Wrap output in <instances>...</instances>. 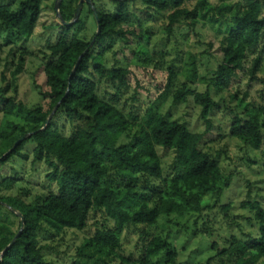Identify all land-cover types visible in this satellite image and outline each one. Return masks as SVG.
<instances>
[{
	"label": "trees",
	"instance_id": "16d2710c",
	"mask_svg": "<svg viewBox=\"0 0 264 264\" xmlns=\"http://www.w3.org/2000/svg\"><path fill=\"white\" fill-rule=\"evenodd\" d=\"M45 1L54 0H19L15 10L8 5L0 6V27L14 32L17 41L27 42ZM78 1L61 0L58 12L65 22L73 19ZM97 1L91 0L100 32L91 46L96 32L89 41L70 38V31L82 22L79 17L72 26H61L56 43L48 47L50 59L42 67L46 93H39L41 102L48 101L47 109L40 103L28 105L18 99L15 83L28 56L22 48L15 49L18 58L12 79L0 89V114L18 115L23 120L20 126L0 128V165L14 158L26 161L27 156L22 152L31 143L33 162L46 165L45 179L55 187L54 192L31 203L0 195V264H50L44 257L39 231L45 230L53 236L66 230L81 231L98 214L109 219L112 225L98 223L93 234L75 249L71 264H156L152 258L161 252L166 254L165 263L173 264L174 248L158 236L143 245L139 259H125L120 254L122 231L128 226H154L160 217L198 214L204 208L207 195L219 198L230 186V177L223 179L218 162L199 149L202 134L193 133L184 124L169 121L151 110L138 122L137 117L125 115L119 108L118 101L129 87V71L121 67L107 70L105 55L118 37L125 36L123 29L131 22L133 0H107L113 6L111 12L99 9ZM138 1L146 12H167L166 35H171L176 26L195 30L200 22L225 25L219 42L221 60L208 81L215 94L231 89L249 53L258 52L248 71L250 80L259 71L264 55V0H240L215 6L209 0H193L195 4L190 9L185 5L189 0ZM83 7L87 8L96 28L90 6ZM142 61L147 63L148 58ZM186 73L190 79L195 77L194 60ZM102 78L114 90L108 101L98 93ZM172 78L169 72L161 97L170 91ZM10 89L14 92L12 96L7 95ZM188 97L200 107L199 117L208 131L210 116L217 108L212 93L209 90L193 92L182 85L172 95L178 103ZM56 106L53 117L45 124ZM238 107L243 115L233 118L229 136L258 149L264 128V105L248 104L243 98ZM58 116L77 123L69 137L56 127ZM24 135L29 137L6 155ZM122 136L130 137V141L121 143ZM159 148L174 152L170 176L163 175ZM15 184L12 177L0 179V190L12 189ZM249 206L260 225L258 236L247 243L231 238L228 248L216 250L213 260L217 264H256L264 260V211L258 203ZM17 213L24 225L17 239L3 252L20 229Z\"/></svg>",
	"mask_w": 264,
	"mask_h": 264
},
{
	"label": "rangeland",
	"instance_id": "374dc122",
	"mask_svg": "<svg viewBox=\"0 0 264 264\" xmlns=\"http://www.w3.org/2000/svg\"><path fill=\"white\" fill-rule=\"evenodd\" d=\"M238 1L209 0L214 6L220 3L230 5ZM18 2L0 0V6L8 5L15 10ZM54 2H43L40 18L27 42L17 41L14 32L0 27V89L12 79L11 73L15 70L18 58L15 49L22 48L28 56L23 72L18 75L15 83L18 99L28 105L40 103L44 109H47L48 101L41 102L39 95L46 93L42 67L50 59L48 47L56 43L61 32V24L53 12ZM194 4L193 0H189L185 5L190 9ZM96 6L103 11L113 10L107 0H98ZM83 8L79 16L82 22L70 31V38L89 41L96 28L87 8ZM131 13V22L123 29L125 36L118 37L112 50L105 55L107 70L121 67L129 71V87L118 101L119 108L125 115L137 117L138 122L151 110L169 121L184 124L193 133L202 134L199 149L218 162L223 179L230 177V186L219 198L207 195L204 208L198 214L160 217L151 227H126L122 231L120 254L131 261L139 259L143 245L151 237L158 236L174 248L176 257L173 264H217L213 260L216 250L228 248L231 238L247 243L258 236L260 225L255 219V211L249 205L258 203L264 211V128L258 149L244 145L228 133L233 118L243 115L238 107L240 99L244 98L248 104L264 105V55L262 65L252 80L248 71L258 52L247 55L231 89L215 94L208 81L221 60L219 42L225 33L224 24L210 26L200 22L195 30L176 26L171 35H166L164 27L167 12H146L138 0H133ZM144 57L148 58L147 63H143ZM193 60L196 74L190 79L186 72ZM169 72L173 74L172 87L168 94L161 97ZM182 85L193 92L209 90L212 93L217 108L210 116L211 127L208 131L199 117L200 107L194 104L191 97L183 103L173 101V93ZM98 93L107 101L114 93L111 83L105 81V78L99 80ZM13 94V89L7 93L8 96ZM233 96L236 97L233 99ZM22 124L23 120L18 115L0 114V128ZM76 125V122L69 123L61 116L56 118V127L65 137L71 135ZM129 141L130 137L122 136L121 143ZM33 147L31 143L25 145L22 153L27 156L26 161L14 158L0 165V179L12 177L16 180L12 189L0 190V195L17 197L31 203L37 197L55 191V187L45 179L48 172L46 165L33 162ZM157 151L163 175L170 176L174 152L161 148ZM223 179L220 181L224 182ZM244 203L247 204L245 207L242 206ZM98 223H105L109 227L112 225L109 219L98 214L90 218L81 231L66 230L59 236H53L45 230L39 231L45 259L50 264H71L75 249L93 234ZM214 245L216 249H213ZM152 260L156 264H169L165 263L167 259L164 252L158 253ZM256 264H264V260Z\"/></svg>",
	"mask_w": 264,
	"mask_h": 264
},
{
	"label": "water",
	"instance_id": "95a60500",
	"mask_svg": "<svg viewBox=\"0 0 264 264\" xmlns=\"http://www.w3.org/2000/svg\"><path fill=\"white\" fill-rule=\"evenodd\" d=\"M115 1H119V0H115ZM60 3H61V0H55L54 2V6H53V9H54V13H55V17L56 19H58L59 23L61 24V26L63 27H69V26H72L73 24H75L80 16V13H81V10L83 8V5L84 4H87L90 6L91 10H92V13H93V17L95 19V23H96V33L92 39V41L90 42V46L92 45V42H94V39L98 36L99 32H100V27H99V22H98V17H97V14H96V11L92 5V2L91 0H79L78 3H77V7L75 9V12H74V15H73V19L70 21V22H65L61 15H60V12L59 11V6H60ZM82 57V56H81ZM81 57L78 59L77 63L75 64V67L73 69V72L72 74L74 73L75 69L77 68L80 60H81ZM57 109V106L53 109V111L51 112V114L49 115V117L47 118L45 124H48V122L50 121V119L53 117L55 111ZM29 137V135H24L23 137H21L18 141H16L13 145V147L11 148L10 151H8L6 153L9 154L11 151H13L21 142H23L25 139H27ZM19 219H20V229L19 231L16 233L17 235L12 239V241L10 242V244L7 246V248L3 251L5 252L11 245L12 243L17 239V237L20 235V232L22 230V227L24 225L23 223V218L21 217V215L19 213L16 214Z\"/></svg>",
	"mask_w": 264,
	"mask_h": 264
}]
</instances>
